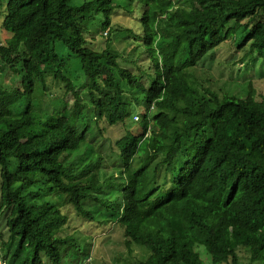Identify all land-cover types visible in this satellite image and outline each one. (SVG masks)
Listing matches in <instances>:
<instances>
[{
	"label": "trees",
	"instance_id": "trees-1",
	"mask_svg": "<svg viewBox=\"0 0 264 264\" xmlns=\"http://www.w3.org/2000/svg\"><path fill=\"white\" fill-rule=\"evenodd\" d=\"M182 2L0 0L11 33L0 61L21 77L0 83V241L11 264L91 260L92 236L78 245L68 204L117 222L128 249L150 250L136 264H264V98L250 83L243 97L229 81L206 86L199 64L230 37L264 61V0ZM134 7L141 38L112 50L114 13ZM38 80L45 91L57 82L71 109L32 107ZM88 106L101 135L121 130L109 147L124 166L104 168L84 141Z\"/></svg>",
	"mask_w": 264,
	"mask_h": 264
},
{
	"label": "rangeland",
	"instance_id": "rangeland-1",
	"mask_svg": "<svg viewBox=\"0 0 264 264\" xmlns=\"http://www.w3.org/2000/svg\"><path fill=\"white\" fill-rule=\"evenodd\" d=\"M174 1L175 6L189 5L188 2H182V0ZM129 6L132 7V3ZM139 10L141 9L134 7L131 12L121 9L114 13L112 27L115 30L107 38V43L110 42L112 50L118 52L128 51L135 44L133 39L139 40L141 38V35H139V38H133L135 34H141L139 30ZM4 15H6V7L0 8V41H4L11 34L1 29ZM102 32L105 34L106 30ZM230 38L228 41L217 46L214 51L200 61V66H203V69L205 68L207 70L202 76L203 82L212 89L222 90L224 81L225 83L229 81L230 87L226 91L230 94H239L241 95L240 97L245 96L243 88L250 83L253 85L254 94L256 93L264 98L263 58L256 54L255 51L242 55V50L244 54L248 46H242V48L237 49L233 45V40ZM148 61L146 58L145 63ZM76 81L78 83V89L82 93V98L84 97L89 100L88 93L83 86L85 81L84 77L77 75ZM0 83L8 87L21 85V77L6 67L2 61H0ZM56 85L57 82L48 80L46 83L48 91H45L43 90L42 82L38 80V87L35 92L32 107H43L56 114L63 113V110L68 112L71 108L69 106L64 108L65 105L61 102L60 97H58L60 94H57L58 90H55ZM23 108L24 106L21 107V110ZM84 116L85 119L87 118L85 122L88 124L84 141L92 142L93 147L106 156L104 168L115 169L120 164L124 166V162L120 161L109 147L112 139L120 136L122 133L121 130L117 127H107L108 130H106L103 136L94 121L91 106H88L87 113ZM136 116L134 117L135 119H137ZM84 127L82 124L81 129ZM132 166L130 165L129 169ZM154 166L150 164L151 172ZM64 211L69 215V225H71L69 232L71 234L77 232L78 245H82V242H85L88 236H92V245L87 250H84L85 252H91L92 261L89 260V255L84 257L78 253L73 255L72 252H64L62 264H136L139 260L150 254V250L140 245H135L134 243L128 249L120 233V231H123V228L117 222L109 221L107 223H101L98 220H88L87 218L78 216L70 204L64 207ZM4 260H6V264H11L13 261L11 260L10 253L2 247L0 241V264H5ZM88 260L90 261L89 263ZM222 264L230 263L225 262Z\"/></svg>",
	"mask_w": 264,
	"mask_h": 264
}]
</instances>
